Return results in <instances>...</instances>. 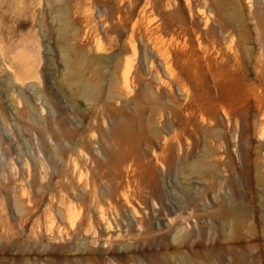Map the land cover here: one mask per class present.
<instances>
[{
  "label": "rangeland",
  "instance_id": "rangeland-1",
  "mask_svg": "<svg viewBox=\"0 0 264 264\" xmlns=\"http://www.w3.org/2000/svg\"><path fill=\"white\" fill-rule=\"evenodd\" d=\"M98 254L264 264V0H0V264Z\"/></svg>",
  "mask_w": 264,
  "mask_h": 264
},
{
  "label": "bare ground",
  "instance_id": "bare-ground-1",
  "mask_svg": "<svg viewBox=\"0 0 264 264\" xmlns=\"http://www.w3.org/2000/svg\"><path fill=\"white\" fill-rule=\"evenodd\" d=\"M130 47H131V50L133 51V53L135 52V46L134 45H130ZM129 71H130V66H128L127 68H126V70H125V72H124V82H125V84H126V86H127V79H128V74H129ZM122 197H123V199H124V202H125V204L127 205V206H130V202H129V199H128V195L126 194V193H123L122 194ZM131 207V206H130ZM132 210H133V212H134V214L135 215H138V212L134 209V208H132ZM99 217H100V221L102 222V224H104V227H105V229L106 230H109L110 229V223H109V221H108V219H106V217L104 216V214L102 213V211H101V214H99ZM107 241H109V240H107ZM112 250H114V248L112 249ZM136 252V251H135ZM112 253V252H111ZM114 253H115V255H114V258L116 259V260H121L122 261V263L123 262H126L127 260H128V258H127V255L125 254V251L123 252V250L122 249H120V248H118V249H116V252H115V250H114ZM87 254V253H86ZM89 254V253H88ZM97 254V253H96ZM84 256H86V255H84ZM83 256V257H84ZM92 256V255H91ZM103 256V255H102ZM101 256V257H102ZM82 257V258H83ZM88 257H90L89 255H88ZM95 257V256H94ZM100 256H99V254H98V257L97 258H95V259H93V260H91L90 262H88L87 264H103V262H102V258H101ZM130 257V256H129ZM86 258H87V256H86ZM85 258V259H86ZM89 259V258H88ZM132 259L133 260H138V261H140V255L136 252L135 254H134V256L132 257ZM81 260V259H80ZM81 261H83V260H81ZM87 260H85V262H86ZM141 263L142 264H144L143 263V261L141 260Z\"/></svg>",
  "mask_w": 264,
  "mask_h": 264
}]
</instances>
